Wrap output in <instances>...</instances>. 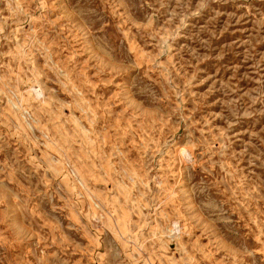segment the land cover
Returning a JSON list of instances; mask_svg holds the SVG:
<instances>
[{"label":"rangeland","instance_id":"374dc122","mask_svg":"<svg viewBox=\"0 0 264 264\" xmlns=\"http://www.w3.org/2000/svg\"><path fill=\"white\" fill-rule=\"evenodd\" d=\"M0 264H264V0H0Z\"/></svg>","mask_w":264,"mask_h":264}]
</instances>
